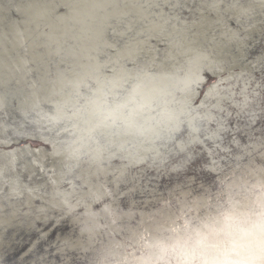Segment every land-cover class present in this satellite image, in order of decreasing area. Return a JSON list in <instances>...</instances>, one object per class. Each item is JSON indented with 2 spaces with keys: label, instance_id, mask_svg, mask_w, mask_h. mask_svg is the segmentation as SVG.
I'll use <instances>...</instances> for the list:
<instances>
[{
  "label": "bare ground",
  "instance_id": "bare-ground-1",
  "mask_svg": "<svg viewBox=\"0 0 264 264\" xmlns=\"http://www.w3.org/2000/svg\"><path fill=\"white\" fill-rule=\"evenodd\" d=\"M262 168L264 0H0V264H137Z\"/></svg>",
  "mask_w": 264,
  "mask_h": 264
},
{
  "label": "snow or ice",
  "instance_id": "snow-or-ice-1",
  "mask_svg": "<svg viewBox=\"0 0 264 264\" xmlns=\"http://www.w3.org/2000/svg\"><path fill=\"white\" fill-rule=\"evenodd\" d=\"M260 174L255 200L242 186L238 208L224 213L215 230L153 250L137 264H264V168Z\"/></svg>",
  "mask_w": 264,
  "mask_h": 264
},
{
  "label": "water",
  "instance_id": "water-1",
  "mask_svg": "<svg viewBox=\"0 0 264 264\" xmlns=\"http://www.w3.org/2000/svg\"><path fill=\"white\" fill-rule=\"evenodd\" d=\"M89 45H90V44H89ZM91 46H92V44H91ZM89 49H90V47H89L88 49H86L84 52L86 53V51L89 50ZM83 60H84V59H83ZM22 142H23V140H22V141H19V143H22ZM29 142L33 145V143H35L36 141L33 140V139H31V140L29 139ZM62 226H63V225H62ZM29 234H33V235H34L35 232H34V231H33V232L31 231Z\"/></svg>",
  "mask_w": 264,
  "mask_h": 264
},
{
  "label": "rangeland",
  "instance_id": "rangeland-1",
  "mask_svg": "<svg viewBox=\"0 0 264 264\" xmlns=\"http://www.w3.org/2000/svg\"><path fill=\"white\" fill-rule=\"evenodd\" d=\"M166 8V7H165Z\"/></svg>",
  "mask_w": 264,
  "mask_h": 264
}]
</instances>
